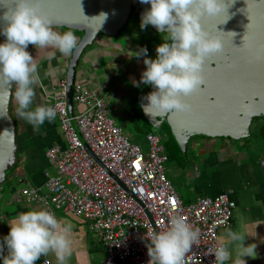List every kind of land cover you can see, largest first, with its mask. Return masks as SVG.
<instances>
[{"label":"clouds","instance_id":"clouds-1","mask_svg":"<svg viewBox=\"0 0 264 264\" xmlns=\"http://www.w3.org/2000/svg\"><path fill=\"white\" fill-rule=\"evenodd\" d=\"M52 0H49L51 3ZM150 5L143 11L140 28L154 26L166 34L163 42L155 46V58H149L147 49L135 53L143 56L145 68L139 83L153 90L142 99L143 112L163 115L169 112L190 114L194 106L184 97L197 93L204 84L203 62L207 56L222 50V42L201 26L205 15H216L222 10L224 0H140ZM45 0H13L12 6L0 11V84H14L12 95L17 116L34 128L46 120L51 122L56 111L52 106L38 104L31 107L38 80L37 65L27 50L28 45L51 47L62 55H69L77 47V37L72 31L53 29L51 14L44 9ZM9 231L0 243V264H35L41 255L54 254L57 264H66L71 256V223H61L47 209L19 212L8 223ZM246 234L232 228L208 250L214 264H245L244 257L256 256L254 243L245 244ZM148 264H183L186 253L198 243L200 229L194 228L180 216L168 219L164 230L148 229L145 236ZM6 250V254H5Z\"/></svg>","mask_w":264,"mask_h":264},{"label":"built area","instance_id":"built-area-1","mask_svg":"<svg viewBox=\"0 0 264 264\" xmlns=\"http://www.w3.org/2000/svg\"><path fill=\"white\" fill-rule=\"evenodd\" d=\"M65 88L62 79L48 105L54 107L66 141L65 148L54 146L46 153L56 175H47L44 190L40 186L22 188L14 195L16 201L47 209L56 218L61 213L86 221L107 249L103 264H148V229L164 230L169 217L177 215L200 229L199 241L186 253L183 264H214L208 250L217 244L219 231L231 225L235 209L229 193L184 204L166 175L167 157L160 138L147 134L145 154L124 135L98 91L77 82L74 120L82 138L129 194L84 148L68 115ZM39 264L51 261L44 258Z\"/></svg>","mask_w":264,"mask_h":264},{"label":"water","instance_id":"water-1","mask_svg":"<svg viewBox=\"0 0 264 264\" xmlns=\"http://www.w3.org/2000/svg\"><path fill=\"white\" fill-rule=\"evenodd\" d=\"M12 4L13 0H0V11ZM43 7L51 14L53 29L79 35L77 47L71 54L65 56L55 49L51 69L56 70L58 63V71L64 70L66 106L72 126L88 154L103 166L82 138L74 120V88L81 70L89 68L88 59L92 57L89 47L100 36H120L130 19L135 16L140 21L141 14L150 5L140 0H52L51 3L45 0ZM200 23L210 35L221 40L222 50L205 58L204 84L197 93L184 97L194 106V111L148 116L141 108V104L146 103L142 99L145 95L137 100V109L152 130L162 138L159 130L165 125L171 141L182 153H186L188 142L197 137L226 141L246 139L254 120L264 121V0H224L219 13L202 16ZM149 27L159 33L154 26ZM4 39L0 35V42ZM27 50L30 53V44ZM40 69L42 66L38 67ZM14 89V84H0V200L8 197L3 192L8 176L18 175L16 166L22 148L17 121L12 114ZM252 165L261 173L264 171V160L253 161ZM110 175L128 191L116 176ZM14 189V186L10 188L9 196L14 195Z\"/></svg>","mask_w":264,"mask_h":264},{"label":"crops","instance_id":"crops-1","mask_svg":"<svg viewBox=\"0 0 264 264\" xmlns=\"http://www.w3.org/2000/svg\"><path fill=\"white\" fill-rule=\"evenodd\" d=\"M49 48L51 47H38L35 52L31 54L35 57L34 62L37 65L38 71V80L34 85L35 96L31 107H35L38 104L48 106L51 102L49 97L53 95V90H56V87L59 88V82L64 77V70L61 69L58 71V63L56 64V70L51 69V60L55 58L56 50L53 48L49 50ZM37 50H39V53H37ZM42 53H45V56H42ZM107 54L110 55V53ZM97 56L96 51H93L91 59H88L89 68L81 70L78 77V82L83 83V85L91 89H99L103 82L102 69H99L97 65L94 64L95 57ZM93 65L94 70L92 69ZM39 66H42V69L38 70ZM15 109L16 102L14 99L12 103V114L17 121V131L21 137L22 148L19 152V161L16 166L18 175L15 177L8 176V181L3 188V192L6 193L8 197L0 200V243H2V237L9 231L8 223L17 213L41 209L30 203H18L14 195L22 188L28 186H40L44 190L47 175H56L54 164L46 157L47 151L54 146L60 148L66 147V141L64 140L58 118L55 117L51 122L46 120L42 125L34 128L25 120L19 118ZM77 109L78 107L76 106V111ZM244 172L253 176L255 175L252 190H243L242 193L238 194L234 191L232 192V190L227 187H220L219 185H210L209 189L217 190L212 196H217L222 193H230L232 195L235 209L231 225L227 228L242 231L246 234L244 243H254L256 245V256L254 258L244 257L245 264H264V178L260 177L264 176V171L261 173L251 164ZM167 177L171 181L168 175ZM257 177L261 178L259 183L256 182ZM13 186L16 191H14L13 196H9L8 193ZM6 188H8V192ZM199 198L202 197L198 196V199ZM183 203L186 205L193 204ZM57 219L62 224L71 223L72 225L70 238L71 256L73 258L68 264H94L93 259L99 256L98 245H100L101 242L98 241L94 234V236L92 235L88 228V223L82 219L61 213H58ZM225 229L226 228L219 231V239L225 235ZM229 250L231 252V258L225 261V264H232V260L235 259L233 246L230 245ZM49 253L47 255H41L39 259L35 261V264H39L44 258L49 259Z\"/></svg>","mask_w":264,"mask_h":264},{"label":"rangeland","instance_id":"rangeland-1","mask_svg":"<svg viewBox=\"0 0 264 264\" xmlns=\"http://www.w3.org/2000/svg\"><path fill=\"white\" fill-rule=\"evenodd\" d=\"M133 19H135V17ZM132 22L137 23L136 20H133ZM145 28L150 31H148V35L144 37L145 40H142V37V41H138V44L141 45H137L136 42L128 43L134 48H141L145 47L143 43L147 41V45L149 48H145L147 49L148 54L152 55L155 51V46L162 43L163 38H165L166 36L165 34H157L153 32L149 26H146ZM126 29L129 28L127 27ZM136 36L141 38V36L139 35ZM117 39L120 41V43H122L123 47H126L127 42L125 41L126 39L124 37H117ZM155 55L156 53H154L152 57L155 58ZM101 59L102 58L99 59L98 57H95V63L98 64ZM104 61L105 62L101 63L102 66H105L106 62L110 63L112 59L110 57H107L104 59ZM104 75L105 73L102 74V79ZM142 85L136 87L133 84L127 83L126 79L122 80L117 78L111 80L110 89L116 90L115 96L113 95V93L111 94L114 100L118 101L121 105L119 113L113 114L112 112V116L116 124L122 129L124 135L128 138V140L131 143L138 144L141 147L142 151L146 154L149 148L146 136L153 130L150 127L151 125L140 115L137 109V100L142 97V94L146 91L145 89L150 88V86L148 85ZM121 92L124 93L122 94ZM218 140L220 144L221 142H223L222 139ZM236 143L240 144L239 141H236ZM259 143L260 141L255 138H252V140L249 142V154L251 156L255 155L261 157L264 154V145ZM161 144L165 148V153L169 156V160L167 162H164L163 164L166 175L169 176L176 188L178 195L185 203L195 202L198 199V196L215 197L212 196V194L216 193L217 190H210V185L227 187L238 194L242 193L243 190H252L254 186L255 177L244 172L249 165L253 164V161L251 162L246 151H243L244 154H239L240 152L235 149V147L238 148V145L236 144H233V149L236 154H239V159H237L236 157L233 159L232 155L226 154L225 160L220 161L217 158V162L214 165L209 164L210 166L205 164L206 158H208L209 154H205V156H203V154L200 153V150L191 146H189L188 152L186 153H182L181 151H179L173 141H171L166 126L162 129ZM227 149V147L222 148V152L228 153ZM230 151H232V148H230ZM211 157L212 156H210L209 158ZM6 189L8 192V188ZM98 246L99 256L93 259V263L103 264V260L107 257V249L101 243ZM72 258L73 257L70 256L66 264H68V262L71 261ZM49 259L51 261V264H57L54 254L49 253Z\"/></svg>","mask_w":264,"mask_h":264},{"label":"flooded vegetation","instance_id":"flooded-vegetation-1","mask_svg":"<svg viewBox=\"0 0 264 264\" xmlns=\"http://www.w3.org/2000/svg\"><path fill=\"white\" fill-rule=\"evenodd\" d=\"M135 16H133L130 19L129 22V26H127L129 29H124L122 34L120 36L117 37H124L127 42L126 47H123L122 43H120V41L117 39V37L114 38H109V37H104V36H100L93 44L91 47H89L88 51L91 52H95L97 53V57L101 59V61H99L97 65V67L99 69H102L101 71L103 73H105L104 77H103V82L101 84V86L99 87V89H96L99 93V95L101 97H103L106 102L109 104V106H111L112 108V112L113 114H117L120 112L121 109V105L119 104L118 101H115L112 94L115 96L116 94V90H112L110 89V82L112 79H122L125 80L126 82L129 84H133L132 81L135 80L137 82H139L140 80V75L141 72L143 71V69L145 68V65L143 64V56H139L137 57L135 55V53L137 51H139L140 48H134L132 45L130 46V42H136L137 45H141L138 44V41H140L143 37L142 40H145V36L148 35V29L144 28L143 30L140 28V21L138 19H136L137 17H135V19H133ZM133 20H138L137 23L132 22ZM56 31L59 32H64L65 30H59V29H54ZM153 32H155L154 30H152ZM160 34V33H158ZM75 35V34H74ZM136 35L141 36V38L137 37ZM77 38L79 37V35H75ZM166 36V34H165ZM141 40V41H142ZM129 42V43H128ZM144 46L146 48H149L147 45V41H145ZM39 46L33 47L30 44V54H33L35 52V50L38 48ZM49 50H51V48H49ZM154 51V50H153ZM107 53H110V55H108ZM154 53H156L154 51ZM153 53V54H154ZM152 54V55H153ZM146 55L149 58H153L152 55L148 54V51L146 53ZM156 56V55H155ZM110 57L112 59V61L110 63L106 62L105 66H102L101 63L105 62L104 59ZM121 60V61H120ZM123 64V65H122ZM142 85V83L140 84ZM143 86V85H142ZM122 88V87H120ZM146 91L142 94L146 95L148 92L152 91L153 89L150 87L148 89H145ZM122 94L124 92H121ZM140 96V95H139ZM136 98V97H135ZM165 127V125H163L161 127V130H159L160 135L162 136V129ZM253 125L251 127V132L253 133L254 129ZM150 133L156 134L161 141V137L159 136L158 132L156 131H152ZM251 136V133H250ZM249 136V137H250ZM243 139V140H238L240 144H237L236 141H224L223 142H219L218 139H205L203 137H197L194 139H191L188 144H187V149L186 152H188V148L189 146L194 147L198 150H200V153H202L203 155H207L209 154L210 156H212L211 158H209L210 156L208 155V158H206L205 164L210 166L209 164L214 165L217 162V158L222 161L226 159V154L228 155H232L233 159L239 158L238 155L239 154H244L243 151L247 152V155L249 156L250 160L256 161V162H261L264 160V154L260 157V156H255V155H250V148L248 146L249 142L247 139ZM197 139V140H195ZM233 144L238 145V148L235 149L238 150V152H240L239 154H236L234 149H233ZM220 146V148H219ZM227 147L228 149V153L227 152H222V148ZM219 148V149H218ZM230 148H232V151H230ZM248 149V150H247ZM165 151V148H164ZM166 157H167V161L169 160V156L165 153ZM225 157V158H224ZM242 159V158H240ZM166 161V162H167ZM256 174V172H255ZM255 176V175H254ZM260 176V175H259ZM263 177L264 176H260ZM260 177H257L256 182L259 183V181L261 180ZM233 192V191H232ZM231 200H233L232 195L229 193ZM234 201V200H233Z\"/></svg>","mask_w":264,"mask_h":264},{"label":"trees","instance_id":"trees-1","mask_svg":"<svg viewBox=\"0 0 264 264\" xmlns=\"http://www.w3.org/2000/svg\"><path fill=\"white\" fill-rule=\"evenodd\" d=\"M155 33H157V32H155ZM252 129H254V131H253V133L251 132V136L249 137V139H247L248 142L251 141L252 138H255V139L259 140L261 144L264 145V121L260 118H256L253 122V128Z\"/></svg>","mask_w":264,"mask_h":264}]
</instances>
